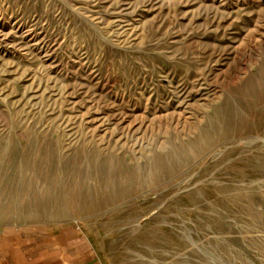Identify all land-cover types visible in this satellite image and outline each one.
I'll return each instance as SVG.
<instances>
[{"label": "rangeland", "instance_id": "1", "mask_svg": "<svg viewBox=\"0 0 264 264\" xmlns=\"http://www.w3.org/2000/svg\"><path fill=\"white\" fill-rule=\"evenodd\" d=\"M263 59L264 0H0V233L22 243L9 261L264 264V176L243 163L264 166V87L242 89ZM225 100L237 131L212 133L175 172L89 213L31 218L50 193L29 170L20 186L8 140L130 163L193 136Z\"/></svg>", "mask_w": 264, "mask_h": 264}, {"label": "bare ground", "instance_id": "2", "mask_svg": "<svg viewBox=\"0 0 264 264\" xmlns=\"http://www.w3.org/2000/svg\"><path fill=\"white\" fill-rule=\"evenodd\" d=\"M248 82L250 88L245 86L242 88L246 94L253 93L256 89L253 88L254 86L264 87V59L261 61L260 74L249 78ZM238 113L240 111L231 107L227 101L215 104L213 112L207 119L194 128L193 136L171 142L170 148L166 151L150 150L146 152L148 155L141 156V160L131 154L130 163L125 162V156L120 155L101 158L97 151L89 154L77 151L71 160H62L55 157L54 146L49 141L37 148L29 136L22 146L16 147L11 140H8L3 147L6 145L9 153L21 160L22 166L18 169L13 168V172L19 178L20 186L28 182L26 172L29 170L33 175L40 176L45 188L47 186V193H50L47 200L37 205L41 209L31 218L56 220L89 213L97 207L110 206L113 201L123 199L130 193L132 187L142 186L148 179L175 172L179 162L180 164L183 162L180 159L201 153L211 136L218 133H215L216 131L232 130L235 133L240 116ZM260 118L264 120V115ZM135 154L137 155L138 152ZM4 162L5 157L0 155V178H4L8 172V163ZM243 163L247 165L249 175L257 173L258 178L264 176V166L258 169L257 166H253L251 160L247 159H244ZM52 166L60 169H54ZM215 188L219 193L224 194L230 186L218 182ZM123 219L128 223L130 217L124 216ZM202 225L205 228L218 230L221 222L214 219V222L204 221ZM146 237L149 241L158 239L153 232L148 233ZM238 252L242 254V251L238 250Z\"/></svg>", "mask_w": 264, "mask_h": 264}, {"label": "crops", "instance_id": "3", "mask_svg": "<svg viewBox=\"0 0 264 264\" xmlns=\"http://www.w3.org/2000/svg\"><path fill=\"white\" fill-rule=\"evenodd\" d=\"M6 232L7 231L4 230L2 231L3 234L0 233V264H16L14 261H9L8 254L14 256L13 253L16 252L17 248L21 249L22 243L19 244L17 241L8 240L7 236L5 235ZM64 241H66V238Z\"/></svg>", "mask_w": 264, "mask_h": 264}]
</instances>
